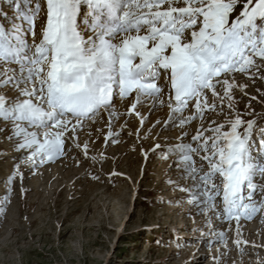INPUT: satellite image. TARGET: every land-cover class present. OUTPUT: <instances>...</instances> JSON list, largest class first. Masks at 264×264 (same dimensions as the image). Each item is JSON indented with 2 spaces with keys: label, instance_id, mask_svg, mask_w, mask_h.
Here are the masks:
<instances>
[{
  "label": "snow or ice",
  "instance_id": "obj_1",
  "mask_svg": "<svg viewBox=\"0 0 264 264\" xmlns=\"http://www.w3.org/2000/svg\"><path fill=\"white\" fill-rule=\"evenodd\" d=\"M5 2L14 16L0 9L11 25L0 22V121L10 125L7 138L15 150L29 153L24 163L55 162L66 154L69 140L81 148L78 131L102 112L109 117L108 137L117 142L114 118L135 115L143 126L147 117L140 108L147 104L149 116L167 109V120L152 127H178L180 135L161 158L175 156L182 178L193 181L181 190L207 217L210 230L212 217L235 221L234 243L238 248L248 243L241 220L264 213V184L255 182L264 178V127L253 139L257 122L243 119L251 113L239 112L234 96L247 85L235 74L264 80V0H247L234 18L239 0ZM42 10L46 22L37 35ZM117 97L132 98L126 113L115 111ZM210 115L223 120H208ZM196 120L185 142L187 126ZM161 147L157 143L152 150ZM82 151L87 157V142ZM17 175L23 180L19 165L9 184ZM260 220L264 223V215ZM214 234L226 246L225 233Z\"/></svg>",
  "mask_w": 264,
  "mask_h": 264
},
{
  "label": "rangeland",
  "instance_id": "obj_2",
  "mask_svg": "<svg viewBox=\"0 0 264 264\" xmlns=\"http://www.w3.org/2000/svg\"><path fill=\"white\" fill-rule=\"evenodd\" d=\"M246 2L239 0L231 18ZM0 9L9 19L14 16L5 0H0ZM0 22L11 26L2 17ZM45 22L42 10L37 35ZM235 78L247 85L243 92L235 90L234 96L237 110L251 113L243 119L256 120V139V132L264 127V80L240 73ZM123 106L115 98L117 113ZM139 111L147 117L143 126L135 115L126 124L120 118L112 120L111 131L119 134L117 142L108 137L107 112L94 123L85 121L78 131L81 148L69 140L62 158L37 167L23 162L29 153L15 150L13 140L7 138L12 135L10 125L0 121L4 129L0 131V207L4 208L0 264H217V258L219 264H264V223L260 220L264 213L251 221L241 220L242 240L248 243L239 248L234 243L235 221L229 224L212 217L210 230L207 217L189 203L190 194L181 190L190 188L193 181L182 178L175 156L161 158L162 150L179 143L180 129L153 128L154 114L149 116L143 108ZM212 118L223 120L212 115L208 120ZM199 123L187 126L185 142ZM85 142L87 157L82 151ZM157 143L162 147L153 151ZM17 165L23 180L17 175L9 184ZM255 182L264 184V178L257 176ZM221 231L226 246L214 234Z\"/></svg>",
  "mask_w": 264,
  "mask_h": 264
},
{
  "label": "bare ground",
  "instance_id": "obj_3",
  "mask_svg": "<svg viewBox=\"0 0 264 264\" xmlns=\"http://www.w3.org/2000/svg\"><path fill=\"white\" fill-rule=\"evenodd\" d=\"M128 99H129V101L120 100V102L124 103L125 106H123L122 108H118L120 110V111L118 110V113H126L127 109L130 108L131 102H132V98L129 97ZM143 109L145 110L144 111L145 113H149V106L147 104L143 107ZM167 113H168V111L165 110V109L155 111L153 113L154 117L151 119L152 122L155 123L157 120H160V121L163 122V121L167 120V118H168ZM132 116L133 115H131V116L123 115V116H120L119 118L127 121V119L129 120V118H131ZM157 127H159L161 129V128H163V125L162 124L161 125H157Z\"/></svg>",
  "mask_w": 264,
  "mask_h": 264
}]
</instances>
